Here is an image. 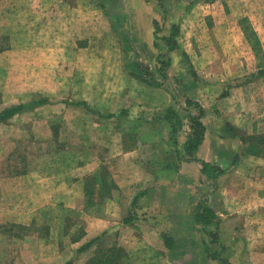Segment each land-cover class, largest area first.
<instances>
[{
	"label": "crops",
	"instance_id": "0c3cea01",
	"mask_svg": "<svg viewBox=\"0 0 264 264\" xmlns=\"http://www.w3.org/2000/svg\"><path fill=\"white\" fill-rule=\"evenodd\" d=\"M0 45V264H264V0H0Z\"/></svg>",
	"mask_w": 264,
	"mask_h": 264
},
{
	"label": "trees",
	"instance_id": "16d2710c",
	"mask_svg": "<svg viewBox=\"0 0 264 264\" xmlns=\"http://www.w3.org/2000/svg\"><path fill=\"white\" fill-rule=\"evenodd\" d=\"M168 47L172 46V43L168 42ZM187 105H190V101H186ZM195 109H197L199 111V113H201V109L196 106L193 105ZM22 108H17V109H12L10 111H4L2 113H0V120H4L10 116H12L15 112L21 110ZM165 114H161L159 116L154 117L155 121H163V122H176L179 125V117L178 115L174 112L173 109H167L165 112ZM123 114V111L120 113ZM188 121L191 123L190 128H191V138L187 141V143L184 146V150L185 153L190 157L191 153L196 150L197 146L201 143L202 141V124L198 121V117L196 116H188ZM171 133L170 135L172 136L174 134V126H172V129L170 128ZM212 173V175H210L209 173ZM202 173L204 175H207L208 173V177L209 178H214L217 176V174L214 172V169H210L209 166L206 163L202 164ZM135 205V204H134ZM133 205V206H134ZM132 217L131 214L128 218H126V223L129 222V218ZM215 215L214 212L210 209V207H208L206 204H204L202 206V211L195 217V221L197 223H201L202 225H208L210 223H212V221L214 220ZM162 238L164 239L166 246L168 248H170L173 239H171L170 237H167L166 235H161ZM91 244L87 245V248L90 247ZM98 264V258H94L93 260H91L89 262V264Z\"/></svg>",
	"mask_w": 264,
	"mask_h": 264
},
{
	"label": "rangeland",
	"instance_id": "374dc122",
	"mask_svg": "<svg viewBox=\"0 0 264 264\" xmlns=\"http://www.w3.org/2000/svg\"><path fill=\"white\" fill-rule=\"evenodd\" d=\"M1 46V45H0ZM183 101V100H182ZM14 256V253H12V252H7V254L5 255V259L6 260H9V259H11L12 257Z\"/></svg>",
	"mask_w": 264,
	"mask_h": 264
}]
</instances>
